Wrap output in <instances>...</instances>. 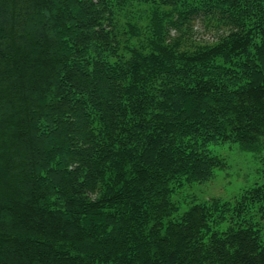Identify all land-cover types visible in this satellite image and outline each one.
<instances>
[{
  "label": "trees",
  "instance_id": "trees-1",
  "mask_svg": "<svg viewBox=\"0 0 264 264\" xmlns=\"http://www.w3.org/2000/svg\"><path fill=\"white\" fill-rule=\"evenodd\" d=\"M0 264H264V0H0Z\"/></svg>",
  "mask_w": 264,
  "mask_h": 264
},
{
  "label": "rangeland",
  "instance_id": "rangeland-1",
  "mask_svg": "<svg viewBox=\"0 0 264 264\" xmlns=\"http://www.w3.org/2000/svg\"><path fill=\"white\" fill-rule=\"evenodd\" d=\"M199 37L203 39H212V35L204 32L200 27L198 29ZM217 152L228 159L229 168L225 171L218 172L217 178L211 182L194 186V190L199 199L220 196L230 198L237 193L242 186L262 182L261 167L262 163L259 158L252 154L239 151L237 146L217 147Z\"/></svg>",
  "mask_w": 264,
  "mask_h": 264
}]
</instances>
